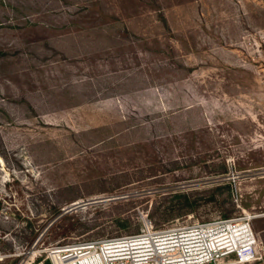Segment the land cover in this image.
<instances>
[{"label":"rangeland","instance_id":"374dc122","mask_svg":"<svg viewBox=\"0 0 264 264\" xmlns=\"http://www.w3.org/2000/svg\"><path fill=\"white\" fill-rule=\"evenodd\" d=\"M244 212L264 264V0H0V264Z\"/></svg>","mask_w":264,"mask_h":264},{"label":"built area","instance_id":"2783aa9c","mask_svg":"<svg viewBox=\"0 0 264 264\" xmlns=\"http://www.w3.org/2000/svg\"><path fill=\"white\" fill-rule=\"evenodd\" d=\"M248 212L233 218L155 229L151 221L134 234L79 242L53 251V264H224L258 258Z\"/></svg>","mask_w":264,"mask_h":264},{"label":"trees","instance_id":"16d2710c","mask_svg":"<svg viewBox=\"0 0 264 264\" xmlns=\"http://www.w3.org/2000/svg\"><path fill=\"white\" fill-rule=\"evenodd\" d=\"M161 19H162V21H163V23H164V25L166 26V27H168V23H167V19L163 16V15H161ZM177 197H185L187 200H189L187 197H189L188 195H186V194H181V195H176ZM137 233V232H136ZM132 234V233H131ZM134 234V233H133ZM121 235H124V234H120L119 236H121ZM117 236V235H116ZM48 262V264H50V261L48 260L47 261Z\"/></svg>","mask_w":264,"mask_h":264}]
</instances>
